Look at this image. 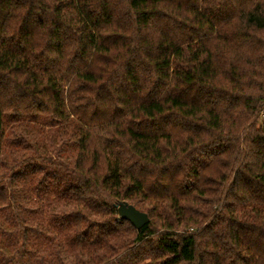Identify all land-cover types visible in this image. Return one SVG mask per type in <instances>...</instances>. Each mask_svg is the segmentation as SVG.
Instances as JSON below:
<instances>
[{"label":"trees","instance_id":"1","mask_svg":"<svg viewBox=\"0 0 264 264\" xmlns=\"http://www.w3.org/2000/svg\"><path fill=\"white\" fill-rule=\"evenodd\" d=\"M0 264H264V0H0Z\"/></svg>","mask_w":264,"mask_h":264},{"label":"water","instance_id":"2","mask_svg":"<svg viewBox=\"0 0 264 264\" xmlns=\"http://www.w3.org/2000/svg\"><path fill=\"white\" fill-rule=\"evenodd\" d=\"M117 213L119 217L128 220L135 228H140L144 225L148 219L149 215L136 208L134 205L128 202H118Z\"/></svg>","mask_w":264,"mask_h":264}]
</instances>
